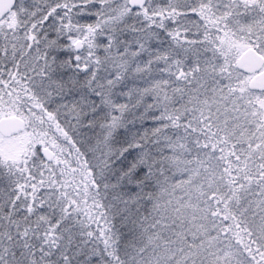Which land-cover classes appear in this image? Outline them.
<instances>
[{
	"label": "snow or ice",
	"instance_id": "1",
	"mask_svg": "<svg viewBox=\"0 0 264 264\" xmlns=\"http://www.w3.org/2000/svg\"><path fill=\"white\" fill-rule=\"evenodd\" d=\"M0 264H264V0H0Z\"/></svg>",
	"mask_w": 264,
	"mask_h": 264
}]
</instances>
